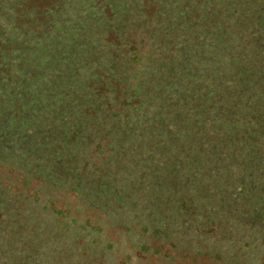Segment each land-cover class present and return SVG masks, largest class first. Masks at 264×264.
<instances>
[{"label": "rangeland", "instance_id": "rangeland-1", "mask_svg": "<svg viewBox=\"0 0 264 264\" xmlns=\"http://www.w3.org/2000/svg\"><path fill=\"white\" fill-rule=\"evenodd\" d=\"M0 264H264V0H1Z\"/></svg>", "mask_w": 264, "mask_h": 264}, {"label": "trees", "instance_id": "trees-1", "mask_svg": "<svg viewBox=\"0 0 264 264\" xmlns=\"http://www.w3.org/2000/svg\"><path fill=\"white\" fill-rule=\"evenodd\" d=\"M0 2H1V0H0Z\"/></svg>", "mask_w": 264, "mask_h": 264}]
</instances>
